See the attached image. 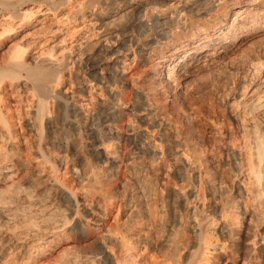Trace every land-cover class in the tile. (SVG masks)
Instances as JSON below:
<instances>
[{"label":"bare ground","instance_id":"obj_1","mask_svg":"<svg viewBox=\"0 0 264 264\" xmlns=\"http://www.w3.org/2000/svg\"><path fill=\"white\" fill-rule=\"evenodd\" d=\"M0 264H264V0H0Z\"/></svg>","mask_w":264,"mask_h":264}]
</instances>
